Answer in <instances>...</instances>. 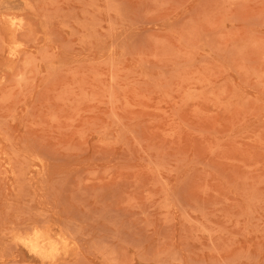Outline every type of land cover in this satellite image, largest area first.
Returning a JSON list of instances; mask_svg holds the SVG:
<instances>
[{"label":"rangeland","instance_id":"rangeland-1","mask_svg":"<svg viewBox=\"0 0 264 264\" xmlns=\"http://www.w3.org/2000/svg\"><path fill=\"white\" fill-rule=\"evenodd\" d=\"M0 264H264V0H0Z\"/></svg>","mask_w":264,"mask_h":264},{"label":"bare ground","instance_id":"bare-ground-1","mask_svg":"<svg viewBox=\"0 0 264 264\" xmlns=\"http://www.w3.org/2000/svg\"><path fill=\"white\" fill-rule=\"evenodd\" d=\"M14 20V19H13ZM13 20L11 19V22H13ZM15 21V20H14ZM18 23V22H17ZM21 26L22 25H17V27L15 28V34H16V32H17V30H18V28H21ZM15 27V26H14ZM14 34V35H15ZM14 37V36H13ZM15 38V37H14ZM46 227V226H45ZM71 229V228H70ZM36 233V232H35ZM37 234V233H36ZM46 239V238H45ZM43 241V240H42ZM46 242V241H45Z\"/></svg>","mask_w":264,"mask_h":264}]
</instances>
